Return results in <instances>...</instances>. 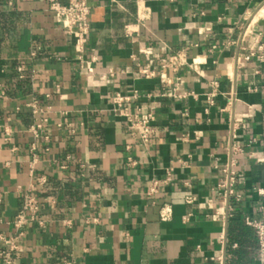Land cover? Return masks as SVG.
Returning a JSON list of instances; mask_svg holds the SVG:
<instances>
[{"label": "crops", "instance_id": "obj_1", "mask_svg": "<svg viewBox=\"0 0 264 264\" xmlns=\"http://www.w3.org/2000/svg\"><path fill=\"white\" fill-rule=\"evenodd\" d=\"M88 1L92 74L50 0L0 2V236L17 238L27 193L40 203L17 263L261 264L247 219L264 206V0ZM182 50L188 64L162 82L161 60ZM148 65L157 78L140 77ZM135 90L156 115L149 146L113 111L114 92ZM33 100L44 110L37 118ZM232 158L229 196L219 184Z\"/></svg>", "mask_w": 264, "mask_h": 264}, {"label": "built area", "instance_id": "obj_2", "mask_svg": "<svg viewBox=\"0 0 264 264\" xmlns=\"http://www.w3.org/2000/svg\"><path fill=\"white\" fill-rule=\"evenodd\" d=\"M8 6H14V0H0ZM137 4L140 5L142 0H136ZM175 2V0H161ZM91 5L88 0H68V2L63 3L60 0H50V10L54 13L56 21L66 32L74 38V47L76 54L80 60L81 67L87 69L89 73L95 72V67L92 62L93 58L86 59L85 55L87 52V46L89 43V36L91 34V23L89 20L91 14ZM141 19H143L141 17ZM129 27H126V32H129ZM36 52L32 51L31 56H35ZM254 55V53L252 54ZM250 56L247 57L249 59ZM188 64L187 55L185 51H178L174 54L163 58L161 60V74L160 77L162 82L173 83L169 80L168 73L170 71L179 72L185 65ZM18 70L23 71V67L19 66ZM140 77L144 79H155L158 77L157 71L153 69L150 65L140 69ZM182 78L177 77V82H175V88L182 83ZM219 82L214 81L212 83V90L207 93V101L210 104L215 103V98L218 94ZM147 98H153V95H147ZM142 95L138 91H133L125 93L122 91H116L112 94L111 100L113 103V111L118 116L125 119L129 129L137 135L140 143L144 146H149L152 143V139L157 134V128L155 126L156 115L155 112L147 104L141 101ZM231 100L229 104H231ZM32 109L34 116L40 115L44 112L43 108L40 107L36 100L29 102L28 104ZM46 119L40 118L35 119L34 123L31 125L30 130L35 134V136H40L43 130L44 122ZM241 148L238 145L231 146V152L233 154L240 151ZM129 165H136L137 162L129 158ZM224 173V178L219 184L227 195H233L234 187L237 182V171H236V161L234 158L222 168ZM171 180V173H168L165 179H155L148 186L146 194L150 197L158 194L164 185H167ZM44 181V180H42ZM237 200H240V196H236ZM195 198L189 196L187 198L188 203H193ZM39 211L40 203L38 198L32 193H27L24 197V205L21 210L16 215L14 224L18 230V236L7 237L5 235L0 236L1 242L4 246L0 248V264H18L16 253L20 250V244L18 239L24 234L23 228L35 221H39ZM173 215V209L170 205H165L161 209L160 217L162 221L171 220ZM189 216L186 217L188 220ZM42 223V222H40ZM247 223L255 228L260 244L261 252V264H264V206H262V218L261 219H247ZM67 264H73L68 262Z\"/></svg>", "mask_w": 264, "mask_h": 264}, {"label": "trees", "instance_id": "obj_3", "mask_svg": "<svg viewBox=\"0 0 264 264\" xmlns=\"http://www.w3.org/2000/svg\"><path fill=\"white\" fill-rule=\"evenodd\" d=\"M1 2V1H0ZM3 3V2H2Z\"/></svg>", "mask_w": 264, "mask_h": 264}]
</instances>
